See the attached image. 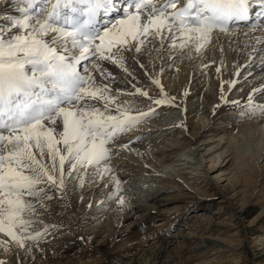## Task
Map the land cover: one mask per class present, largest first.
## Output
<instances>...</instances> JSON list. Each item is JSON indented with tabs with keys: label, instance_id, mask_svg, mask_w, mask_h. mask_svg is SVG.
<instances>
[{
	"label": "bare ground",
	"instance_id": "1",
	"mask_svg": "<svg viewBox=\"0 0 264 264\" xmlns=\"http://www.w3.org/2000/svg\"><path fill=\"white\" fill-rule=\"evenodd\" d=\"M120 2L125 4L126 0H116L115 6ZM47 3L48 0H39L36 6L43 9ZM14 5V0H0V28L5 29V38L16 31L7 30V18L14 15ZM123 17L124 11L119 10L102 19L97 29L102 32L113 22V32L122 31L123 26L117 22ZM51 35L45 39L50 40ZM125 39L126 44L111 48L112 53L120 50L119 63L89 54L77 65V71L82 76L91 75L99 86L107 85L114 97L109 109L117 112L116 116L135 112L133 117L138 122L129 128L131 137L123 139L132 148H122L120 139L112 144L109 141L105 145L108 158L101 161H106L107 171H88L77 189L66 190L82 167L69 175L68 161L64 164L62 189L50 182L38 185L47 187L41 188V199L32 197V204L37 201L34 213L24 214L25 219L33 221L28 232L34 235L49 222L74 227L77 232L59 237L63 227L57 228L52 239L36 240L34 246L24 243L23 248L0 233L3 264H238L250 251L243 223L248 207L259 210L252 224L264 218V114L260 112L264 101L252 102L264 98V23L256 21L226 33L212 32L206 43L188 40L175 26L160 35L150 28L146 36ZM181 44L185 47L181 48ZM200 44L203 47L197 52ZM137 46L139 52L135 50ZM154 81H159V86ZM138 89L147 95H141ZM131 98H139L141 108L130 104ZM156 100L165 103L156 104ZM88 102L104 106L103 100ZM148 109L150 112H145ZM162 112V122L170 113L181 116L178 126L169 127L168 121L149 125V120ZM139 123L153 140L137 143ZM50 127L59 139L61 121ZM212 144L215 145L211 147ZM56 147L63 153L62 143ZM32 151L39 161L37 171H26L25 175L36 176L42 165L58 184L59 157L53 170L46 142L43 156L36 148ZM149 176L156 185L152 184L144 194L135 187L131 192L126 190ZM41 179L47 180L42 174ZM224 183L225 188L220 186ZM121 190L137 198L125 201L121 212L107 216L114 210L113 205L106 217L95 223L92 218H81L76 224L64 220L62 214L69 208L76 221L77 216H84L99 202L111 201L114 193ZM216 198L221 205L217 208ZM92 214L89 212V217ZM154 222L156 226L151 225Z\"/></svg>",
	"mask_w": 264,
	"mask_h": 264
},
{
	"label": "snow or ice",
	"instance_id": "2",
	"mask_svg": "<svg viewBox=\"0 0 264 264\" xmlns=\"http://www.w3.org/2000/svg\"><path fill=\"white\" fill-rule=\"evenodd\" d=\"M115 2L48 0L49 6L34 16L32 9L39 0H14L20 18H7V30L16 31L5 38V29L0 28V233L21 248L25 240L36 241L42 235L28 232L33 221L25 219L24 214L34 213L35 209L31 201L24 199L25 195L41 199L43 189L37 186L44 182L62 189L66 161L70 163L69 175L78 167L99 165L108 158L105 145L117 132L138 122V118L124 113H108L114 97L107 85H97L91 75L82 76L77 65L89 54L119 63L121 52L118 49L112 53V46L126 44L129 36L133 40L146 36L150 28L160 35L175 26L188 40L206 43L214 30L225 32L230 21L247 19L253 0H184L180 8V0H164L159 6L153 0H136L129 6L134 11L125 9L124 17L117 22L123 26L122 31L114 33L113 24L101 32L96 28L97 17L112 11ZM257 2L264 7V0ZM169 8L174 11L169 13ZM49 34L51 39H45ZM202 47L200 44L196 51ZM135 50L139 52L140 47ZM154 83L159 86V81ZM89 100H103L104 110ZM260 112L264 114V108ZM58 120L63 130L56 139L50 125H56ZM45 142L53 170L59 157L58 184L57 178L42 165L36 176L25 175L26 171H37L39 161L32 149H38L43 156ZM60 143L63 153L56 147ZM41 174L46 181H42ZM120 203L123 204L122 199Z\"/></svg>",
	"mask_w": 264,
	"mask_h": 264
},
{
	"label": "rangeland",
	"instance_id": "3",
	"mask_svg": "<svg viewBox=\"0 0 264 264\" xmlns=\"http://www.w3.org/2000/svg\"><path fill=\"white\" fill-rule=\"evenodd\" d=\"M15 6V10H14V15H13V13L11 14L12 16H11V18H14V19H16V18H20V13L19 12H17V10H18V7H17V5L15 4L14 5ZM17 7V8H16ZM20 7H22V5H20ZM38 9H37V11H36V13L35 14H33L34 16L35 15H38V14H40V12H41V7H37ZM10 18V17H9ZM139 100V98H137V99H135V98H131V99H129L128 101L130 102V104H133L134 105V107H139V108H141V104L139 103L140 102V100H139V102H137ZM260 100H263L264 101V98H261V99H255V100H253L252 102H254V103H256L257 101H260ZM136 101V102H135ZM96 105V104H95ZM99 105V104H98ZM96 105V107H98V108H100L101 106L99 105ZM138 105V106H137ZM102 108V110H103V108H104V106L103 107H101ZM100 108V109H101ZM108 113H110V114H112V115H117V112H113L112 110H110L109 108H108ZM150 109H148V110H146L145 112H148ZM152 110V109H151ZM253 110V109H252ZM251 110V111H252ZM254 110H256V109H254ZM111 112H113V113H111ZM131 114L130 115H134L135 114V112H130ZM136 113H138V112H136ZM138 114H141V113H138ZM176 114L177 113H170L169 114V118H167L166 120H164L163 122L162 121H159V118H160V116H162L163 115V112L162 113H160L159 114V116L158 115H155V117H153L151 120H149L150 122H148L149 123V125H156V124H158V125H160V123L162 122V123H165V122H169V123H171L170 125H169V127H171L172 125H174V126H176V124H177V126H178V122L182 119V117L181 116H177V117H175L176 116ZM234 115H236V113H234ZM233 115V116H234ZM119 116V115H118ZM173 116V117H172ZM175 120V121H174ZM175 123V124H174ZM217 123L218 122H216V125H217ZM141 129V130H140ZM140 129H138V131H140V132H138L139 133V137H138V141H137V143L138 142H142V141H144V140H147V139H149V138H152V140H153V137L151 136H149V134L148 133H144L145 131L143 130V129H145V126L144 125H141V128ZM122 133H124V131L122 132ZM156 133H159V132H156ZM126 134V135H125ZM143 134H145L144 136H143ZM123 136L125 135V137H120L119 139L121 140L120 141V146L122 147V148H129V146H130V149L132 148V146L131 145H126L125 143H124V141L125 140H123L124 138L126 139L127 137V135H129L126 131H125V133L124 134H122ZM149 136V137H148ZM119 139H118V141H119ZM215 144H212L211 145V147L212 146H214ZM121 151H122V149H120ZM222 151H224V148L223 149H221V150H217L214 154H213V156L216 154L217 155V153H219L220 154V152H222ZM139 152H141V151H139ZM143 153H145V154H148L147 152H143ZM111 154H112V156L114 157V153L113 152H111ZM112 156H110V158L112 157ZM117 156V155H116ZM224 156V154L223 155H221V158ZM112 157V159H114ZM118 157H120V156H118ZM217 158V157H216ZM199 159H200V157H199ZM219 160V159H218ZM217 162H219V161H217ZM203 164L205 165V166H208V162H206V161H204L203 160ZM109 167V166H108ZM108 167H107V164H106V161L105 162H101L99 165H96L94 168H91V169H88L87 167H82L80 170H78L76 173H75V175H74V182H72L70 185H69V187L67 186V188H66V190L69 188L70 190H72V189H77L78 187H79V185H78V183H79V181L81 180V178L89 171V172H91L92 171V169H93V171H97V172H101V171H103V170H105V169H108ZM67 168H68V170L69 171H71V169H70V163H69V165H67ZM157 173V172H156ZM160 174H163V173H160ZM94 176V175H93ZM165 176V175H164ZM139 182V183H138ZM138 183V184H137ZM137 184V186H135ZM136 184L135 185H131V186H129V187H127L126 188V190L127 191H130L131 190V188H133V187H135L136 189H139V191L140 190H142V194H144L143 192H146V191H148L149 189H150V186L153 184V185H156L154 182H153V178H151V176H149V177H145V178H140L139 179V181H137L136 182ZM220 186H222L223 188H225L227 185L224 183V184H221ZM43 187V189H45L47 186L46 185H43L42 186ZM41 187V188H42ZM72 188V189H71ZM68 189V190H69ZM127 191H123V190H121V191H117L116 193H114V195H113V197H112V200L111 201H107V202H99V204H97V206H94L93 208H91V209H89V210H87V212H86V214H84V216H83V214L82 215H79V216H77V220L75 221L74 220V214L72 213V211L70 210V208L68 209V210H66L62 215H63V218H64V220H67V221H69V222H72L73 224H76V223H78V221H79V219H87V218H92L91 220L95 223V221L97 222L99 219H102V218H105L106 216H105V214H106V212H108L109 210L108 209H110V206L112 207L113 205H114V210L113 209H111V211H109L108 213H107V216L110 214V213H113L114 211H119V212H121L122 210H123V206H125V201H130V200H132V199H134L135 197L134 196H132L131 194H130V192H129V194H127L126 192ZM114 198V199H113ZM117 198V199H116ZM24 199L25 200H27V201H32L31 199H32V197H29V196H27V195H25V197H24ZM30 199V200H29ZM121 199L123 200V204H121L120 203V201H121ZM135 200H137V198H135ZM219 200L220 199H215V207L217 208V207H219V206H221L220 204H219ZM37 201H35L33 204H37L36 203ZM127 202V203H128ZM120 204H121V206H120ZM116 206V207H115ZM93 209V210H92ZM122 209V210H121ZM89 212H91V214L92 213H94V214H92V215H90V217H89ZM259 212V210L258 209H256V207H251V206H249L248 207V211H247V214L245 215V221L243 222L244 223V226H246L245 228H246V231L244 232V236L249 240V242H250V245L249 246H251V249H250V251L248 252V253H246V255H245V257H243V259L238 263V264H264V218L263 219H261L260 220V222H256V223H253L252 224V221L254 220V218H255V216L257 215V213ZM87 213H88V215H87ZM102 215V216H101ZM88 216V217H87ZM97 217V218H96ZM100 217H102V218H100ZM244 220V219H243ZM156 222H154V224L152 223L151 225L152 226H156V224H155ZM48 225V226H47ZM47 225H45L46 227H44V225H42L40 228H38L37 229V232H40V233H42V235L39 237V239L38 240H48L49 239V237H50V239H52L53 237H55V232L57 231L56 229L58 228H62V227H60V226H58V225H56V224H52L51 222H49ZM66 226V227H65ZM79 227V226H78ZM73 229V230H72ZM56 230V231H55ZM60 232H61V234H60ZM59 232V237H63V236H67L68 234L69 235H72V233H76L77 231H76V228H70L68 225H64V227L61 229V231ZM57 235V236H58ZM61 235V236H60ZM46 238V239H45ZM48 238V239H47ZM27 242V243H26ZM136 241H134V242H132V243H135ZM24 243L25 244H29V245H33L34 246V244H36V242H34L33 240H25L24 241Z\"/></svg>",
	"mask_w": 264,
	"mask_h": 264
}]
</instances>
